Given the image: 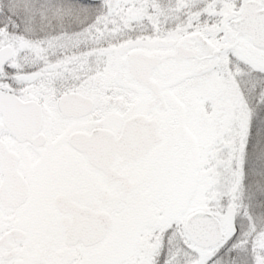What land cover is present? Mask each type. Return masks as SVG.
I'll list each match as a JSON object with an SVG mask.
<instances>
[{"label":"snow or ice","instance_id":"obj_1","mask_svg":"<svg viewBox=\"0 0 264 264\" xmlns=\"http://www.w3.org/2000/svg\"><path fill=\"white\" fill-rule=\"evenodd\" d=\"M0 264H264V0H0Z\"/></svg>","mask_w":264,"mask_h":264}]
</instances>
